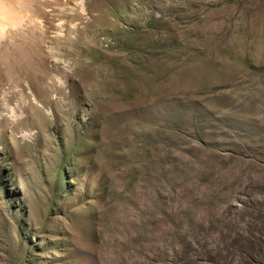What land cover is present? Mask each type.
<instances>
[{
    "label": "rangeland",
    "instance_id": "rangeland-1",
    "mask_svg": "<svg viewBox=\"0 0 264 264\" xmlns=\"http://www.w3.org/2000/svg\"><path fill=\"white\" fill-rule=\"evenodd\" d=\"M0 264H264V0H0Z\"/></svg>",
    "mask_w": 264,
    "mask_h": 264
},
{
    "label": "bare ground",
    "instance_id": "bare-ground-1",
    "mask_svg": "<svg viewBox=\"0 0 264 264\" xmlns=\"http://www.w3.org/2000/svg\"><path fill=\"white\" fill-rule=\"evenodd\" d=\"M5 57V56H4Z\"/></svg>",
    "mask_w": 264,
    "mask_h": 264
}]
</instances>
